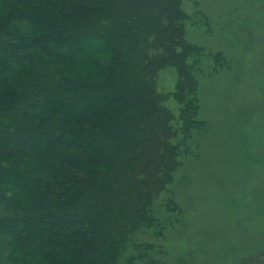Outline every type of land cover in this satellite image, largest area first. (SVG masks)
Listing matches in <instances>:
<instances>
[{"label": "trees", "instance_id": "trees-1", "mask_svg": "<svg viewBox=\"0 0 264 264\" xmlns=\"http://www.w3.org/2000/svg\"><path fill=\"white\" fill-rule=\"evenodd\" d=\"M187 1L0 0L4 264H164L205 129Z\"/></svg>", "mask_w": 264, "mask_h": 264}, {"label": "rangeland", "instance_id": "rangeland-1", "mask_svg": "<svg viewBox=\"0 0 264 264\" xmlns=\"http://www.w3.org/2000/svg\"><path fill=\"white\" fill-rule=\"evenodd\" d=\"M184 6L186 40L205 54L195 71L205 129L175 175L181 215L165 231L163 262L264 264V0ZM175 79L173 68L160 71L157 90L173 91Z\"/></svg>", "mask_w": 264, "mask_h": 264}]
</instances>
